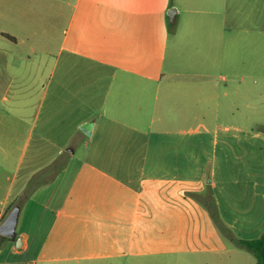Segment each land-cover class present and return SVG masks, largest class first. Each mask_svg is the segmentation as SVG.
<instances>
[{
	"label": "crops",
	"instance_id": "0c3cea01",
	"mask_svg": "<svg viewBox=\"0 0 264 264\" xmlns=\"http://www.w3.org/2000/svg\"><path fill=\"white\" fill-rule=\"evenodd\" d=\"M65 155L0 264H234L202 201L264 232V0H0V225Z\"/></svg>",
	"mask_w": 264,
	"mask_h": 264
},
{
	"label": "trees",
	"instance_id": "16d2710c",
	"mask_svg": "<svg viewBox=\"0 0 264 264\" xmlns=\"http://www.w3.org/2000/svg\"><path fill=\"white\" fill-rule=\"evenodd\" d=\"M89 129L86 131L88 134L91 133L92 126L86 125ZM67 156L61 157L58 159L53 165L50 167V169H47L39 174H37L29 183L27 189L24 192V195L21 197V199L17 202L16 206L21 207L28 198L32 195V193L39 188L40 186L44 185L46 182L52 180L56 177V175L62 170V168L65 165ZM48 177V178H47ZM207 198L202 201L203 205L206 206L211 213L213 219L215 222L219 225V228L223 233L235 244V246L239 249L245 250L249 253H251L256 258L255 264H264V232L261 234L260 237L252 240H244L239 239L233 234L230 233V231L225 227L223 223L220 221L217 204L213 196V192L211 187L209 186V189L207 191ZM1 239L4 241H11V238H7L4 236H0Z\"/></svg>",
	"mask_w": 264,
	"mask_h": 264
},
{
	"label": "water",
	"instance_id": "95a60500",
	"mask_svg": "<svg viewBox=\"0 0 264 264\" xmlns=\"http://www.w3.org/2000/svg\"><path fill=\"white\" fill-rule=\"evenodd\" d=\"M177 14V9L172 8L169 11V18L171 21L175 20V16ZM20 207L15 206L8 217L5 219V221L0 225V236H4L7 238L13 239L16 236V230L18 226L19 221V215H20ZM20 241V240H18Z\"/></svg>",
	"mask_w": 264,
	"mask_h": 264
},
{
	"label": "rangeland",
	"instance_id": "374dc122",
	"mask_svg": "<svg viewBox=\"0 0 264 264\" xmlns=\"http://www.w3.org/2000/svg\"><path fill=\"white\" fill-rule=\"evenodd\" d=\"M67 156V155H65ZM219 230L221 231V229L219 228ZM222 239H224V241L227 243H229V238L222 234ZM226 255H223V257H225ZM230 258V257H229ZM220 256L218 257V260H220ZM234 264H255L256 263V258L249 252L242 250V249H237V252L235 254V257L233 258ZM159 260V261H158ZM155 261H144L143 264H181V260H174V259H158Z\"/></svg>",
	"mask_w": 264,
	"mask_h": 264
}]
</instances>
